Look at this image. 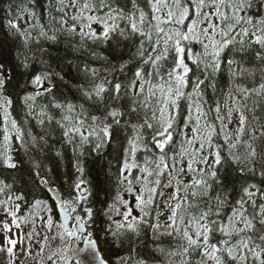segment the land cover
<instances>
[{
  "label": "snow or ice",
  "instance_id": "1",
  "mask_svg": "<svg viewBox=\"0 0 264 264\" xmlns=\"http://www.w3.org/2000/svg\"><path fill=\"white\" fill-rule=\"evenodd\" d=\"M48 8L7 21L0 264H264V0Z\"/></svg>",
  "mask_w": 264,
  "mask_h": 264
},
{
  "label": "trees",
  "instance_id": "2",
  "mask_svg": "<svg viewBox=\"0 0 264 264\" xmlns=\"http://www.w3.org/2000/svg\"><path fill=\"white\" fill-rule=\"evenodd\" d=\"M55 3V0H52ZM30 7L34 9L39 17L40 23L47 25L49 15H57L55 12H49L48 0H35V3H30V0H0V60L8 63L15 62V53L20 48L18 40H14L8 30L7 21L13 15H15L19 8ZM27 27V25L21 21V28ZM43 43V41H42ZM48 47L50 51L54 54H62V49H57L55 46H50L44 44ZM12 115L18 122H23L22 127L30 129L33 133H38L40 131L39 127L36 125L34 120L26 117L24 106L22 105L20 99L17 97L14 99ZM2 121H0V136L2 134ZM17 142L14 141V147ZM67 163V160L64 162ZM102 164H97L92 157L88 158L86 167L88 168L87 175L89 178L93 179L94 182L103 184L104 182V172L102 170ZM63 174V165L59 170V175ZM55 179V178H54ZM100 200L105 199L103 193L100 195ZM97 206H101L98 202ZM139 251V249H138ZM4 259L3 254H0V260Z\"/></svg>",
  "mask_w": 264,
  "mask_h": 264
},
{
  "label": "rangeland",
  "instance_id": "3",
  "mask_svg": "<svg viewBox=\"0 0 264 264\" xmlns=\"http://www.w3.org/2000/svg\"><path fill=\"white\" fill-rule=\"evenodd\" d=\"M0 140H2V134L0 136ZM0 219H2V217H0ZM24 231L27 232L28 231V228L27 227H24ZM0 242H2V237H0ZM36 247H38V246H36ZM18 248H19V246H18ZM34 251H35V249H34ZM21 260H23V264H36V262L33 261V260H25L22 255H21ZM21 260H18L17 261V264H21Z\"/></svg>",
  "mask_w": 264,
  "mask_h": 264
},
{
  "label": "water",
  "instance_id": "4",
  "mask_svg": "<svg viewBox=\"0 0 264 264\" xmlns=\"http://www.w3.org/2000/svg\"><path fill=\"white\" fill-rule=\"evenodd\" d=\"M82 246V245H81Z\"/></svg>",
  "mask_w": 264,
  "mask_h": 264
}]
</instances>
